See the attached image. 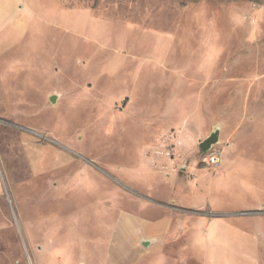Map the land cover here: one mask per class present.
I'll use <instances>...</instances> for the list:
<instances>
[{
	"label": "rangeland",
	"instance_id": "1",
	"mask_svg": "<svg viewBox=\"0 0 264 264\" xmlns=\"http://www.w3.org/2000/svg\"><path fill=\"white\" fill-rule=\"evenodd\" d=\"M261 161L264 0H0V264H107L117 220L157 200L247 212Z\"/></svg>",
	"mask_w": 264,
	"mask_h": 264
},
{
	"label": "crops",
	"instance_id": "2",
	"mask_svg": "<svg viewBox=\"0 0 264 264\" xmlns=\"http://www.w3.org/2000/svg\"><path fill=\"white\" fill-rule=\"evenodd\" d=\"M50 147L48 144L26 147L32 173H49ZM55 153L51 168H64L71 161L68 153L56 150ZM260 163L258 182L263 192L251 186L252 194L246 198L247 212L238 213V209L230 205L236 201L231 195L212 207L210 202L202 207L188 206L182 200L171 198L169 202L174 203L171 206L169 202L157 200V204L144 205L139 213L117 220L120 233L109 236L112 245L106 253L107 264H149L146 262L150 257L155 258L154 264H264V214L259 215L264 212V162ZM218 175L219 172L216 177ZM221 181L226 188L225 180ZM199 184L197 182L191 190H198ZM206 207L216 216L203 215L202 208ZM187 210L194 211L195 215L182 218L178 214ZM179 238L184 243L174 246L171 241Z\"/></svg>",
	"mask_w": 264,
	"mask_h": 264
},
{
	"label": "water",
	"instance_id": "3",
	"mask_svg": "<svg viewBox=\"0 0 264 264\" xmlns=\"http://www.w3.org/2000/svg\"><path fill=\"white\" fill-rule=\"evenodd\" d=\"M49 99L52 103H54L55 100L57 99V95L53 94L52 96H50ZM218 133H219V129L217 127L213 132L210 133V136H208L204 140H200V142L198 143V148L201 149L202 152L204 153L211 150V147L214 146L219 140Z\"/></svg>",
	"mask_w": 264,
	"mask_h": 264
},
{
	"label": "built area",
	"instance_id": "4",
	"mask_svg": "<svg viewBox=\"0 0 264 264\" xmlns=\"http://www.w3.org/2000/svg\"><path fill=\"white\" fill-rule=\"evenodd\" d=\"M210 164L216 166V164L219 162V158L215 155L209 158Z\"/></svg>",
	"mask_w": 264,
	"mask_h": 264
}]
</instances>
